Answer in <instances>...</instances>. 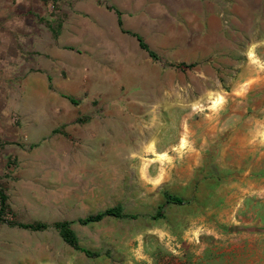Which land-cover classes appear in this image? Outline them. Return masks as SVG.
<instances>
[{
  "label": "rangeland",
  "instance_id": "1",
  "mask_svg": "<svg viewBox=\"0 0 264 264\" xmlns=\"http://www.w3.org/2000/svg\"><path fill=\"white\" fill-rule=\"evenodd\" d=\"M249 58L256 67L219 69L156 117L60 125L31 149L9 219L48 227L21 230L12 264H264V52ZM114 207L136 218L78 223ZM66 221L93 255L54 228Z\"/></svg>",
  "mask_w": 264,
  "mask_h": 264
},
{
  "label": "crops",
  "instance_id": "2",
  "mask_svg": "<svg viewBox=\"0 0 264 264\" xmlns=\"http://www.w3.org/2000/svg\"><path fill=\"white\" fill-rule=\"evenodd\" d=\"M263 52L264 0H0V264L24 224L17 170L60 125L156 117Z\"/></svg>",
  "mask_w": 264,
  "mask_h": 264
},
{
  "label": "trees",
  "instance_id": "3",
  "mask_svg": "<svg viewBox=\"0 0 264 264\" xmlns=\"http://www.w3.org/2000/svg\"><path fill=\"white\" fill-rule=\"evenodd\" d=\"M167 203H173V204H177V205H183L185 203V201L180 198V197H175V196H167ZM164 217V207L161 206L157 213L153 216L154 219H160ZM105 218H117V219H124V218H131V219H135L136 216L134 215H126L123 210L120 207H114L111 209H108L104 212H100L94 215H90L88 217L82 218L78 220V223H80L81 225H88L91 223H97L102 221ZM72 223L71 222H58L54 224V228L59 230L62 237L64 238V240L69 243L72 247L83 251L84 253H86L87 255L91 256L93 255L91 252H89L88 250H85L83 248H80L79 245L77 244V240L74 237V235L72 234V232L70 231V225ZM21 228L23 229H31V230H35V231H40L43 229H46L48 226L46 224L43 223H37V224H20L19 225Z\"/></svg>",
  "mask_w": 264,
  "mask_h": 264
}]
</instances>
